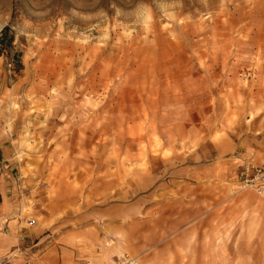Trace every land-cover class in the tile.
<instances>
[{"label":"rangeland","instance_id":"obj_1","mask_svg":"<svg viewBox=\"0 0 264 264\" xmlns=\"http://www.w3.org/2000/svg\"><path fill=\"white\" fill-rule=\"evenodd\" d=\"M4 28L0 124L17 134L24 227L33 211L51 247L74 216L85 252L186 262L169 242L176 184L229 186L264 158V0H0ZM31 176L42 202L26 206ZM255 195L257 241L234 245L256 259L210 264H264Z\"/></svg>","mask_w":264,"mask_h":264},{"label":"crops","instance_id":"obj_2","mask_svg":"<svg viewBox=\"0 0 264 264\" xmlns=\"http://www.w3.org/2000/svg\"><path fill=\"white\" fill-rule=\"evenodd\" d=\"M12 127L0 124V260H13L17 256L13 264L28 261L32 264H75L84 260L113 264L122 254L121 245L108 249L104 245V254L101 253L102 246L100 248L97 245V249L91 252H85L77 246L81 243L77 239L84 236L81 224H77L79 218L77 220L68 215L67 217H72V222L70 218L58 221V226L72 228L59 230L57 244L51 247L47 245L49 235L45 236L34 228L39 216L33 211L27 220L31 219L34 225L24 227L20 211V184L15 174L17 134L14 133L15 126ZM260 164H264V158L260 160ZM177 175L173 178H182ZM236 175L229 186L178 187L176 184L175 199L172 200L175 210L169 220V242L183 247L186 262L180 261L181 256L176 251L178 261L165 262L166 259L159 254L158 258L153 256L154 263L193 264L192 260L195 259L200 260L196 264H210V260L256 259L257 252L252 245L243 251L241 247L237 249L234 245L257 241L258 197L250 191L236 193L233 188ZM36 179L38 178L31 176L24 181L23 197L26 206L28 203L34 205L42 202L41 197L38 198L35 194Z\"/></svg>","mask_w":264,"mask_h":264},{"label":"built area","instance_id":"obj_3","mask_svg":"<svg viewBox=\"0 0 264 264\" xmlns=\"http://www.w3.org/2000/svg\"><path fill=\"white\" fill-rule=\"evenodd\" d=\"M13 67V62L9 61L6 68L10 73ZM236 193L250 191L258 196L264 197V164L256 163L253 159L244 160L238 168L236 175V182L233 185ZM28 227L34 225L33 221L27 222ZM23 264H32L31 262H24ZM75 264H105L96 263L91 260L78 261ZM113 264H138L136 259L128 256L119 257Z\"/></svg>","mask_w":264,"mask_h":264},{"label":"trees","instance_id":"obj_4","mask_svg":"<svg viewBox=\"0 0 264 264\" xmlns=\"http://www.w3.org/2000/svg\"><path fill=\"white\" fill-rule=\"evenodd\" d=\"M7 36V29L4 28L0 33V45L3 44V42L6 40Z\"/></svg>","mask_w":264,"mask_h":264}]
</instances>
